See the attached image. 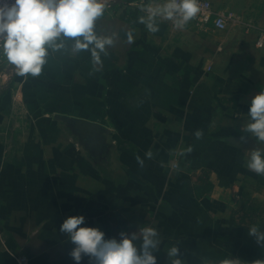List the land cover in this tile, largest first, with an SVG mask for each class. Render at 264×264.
I'll use <instances>...</instances> for the list:
<instances>
[{
  "label": "crops",
  "instance_id": "obj_1",
  "mask_svg": "<svg viewBox=\"0 0 264 264\" xmlns=\"http://www.w3.org/2000/svg\"><path fill=\"white\" fill-rule=\"evenodd\" d=\"M209 1L225 29L157 16L151 32L148 8L166 0H130L123 10H145V22L98 18L113 40L100 63L66 38L38 76L0 78V264H97L72 257L60 230L72 215L105 239L134 236L138 251L155 229L156 264H264V174L247 167L264 141L246 131L264 90V0Z\"/></svg>",
  "mask_w": 264,
  "mask_h": 264
},
{
  "label": "clouds",
  "instance_id": "obj_2",
  "mask_svg": "<svg viewBox=\"0 0 264 264\" xmlns=\"http://www.w3.org/2000/svg\"><path fill=\"white\" fill-rule=\"evenodd\" d=\"M104 0H0V56L6 58L21 75L38 76L47 63L49 48H62L63 39L73 38V51L90 49L95 63L106 45L113 40L100 36L95 23L104 15ZM198 0H166L163 4L148 8L147 27L157 31L155 18L174 20L176 27H183L200 12ZM144 22V18H140ZM60 40V43L57 41ZM250 122L246 131L264 141V90L255 94L248 108ZM199 135V133H197ZM247 167L258 174H264V155L253 151ZM75 244L71 255L81 259V253L91 254L97 264H156L150 249L155 247V229L143 231L142 250L138 251L131 239L121 233V239H105L103 231L84 223L83 215L67 217L60 226ZM253 234L256 229H252ZM264 240V235L259 237ZM171 248L170 254L176 255ZM174 264H180L176 260ZM225 264H232L226 261Z\"/></svg>",
  "mask_w": 264,
  "mask_h": 264
},
{
  "label": "built area",
  "instance_id": "obj_3",
  "mask_svg": "<svg viewBox=\"0 0 264 264\" xmlns=\"http://www.w3.org/2000/svg\"><path fill=\"white\" fill-rule=\"evenodd\" d=\"M121 1L122 0H104L105 9L111 7L113 3L119 4ZM198 3L200 4V9H201L200 12L194 18L189 20L185 25H188L190 23H196L199 25L212 24L215 28L219 30H223L227 27V21L225 16L214 11L209 0H198ZM128 5H131L133 7L134 5H136V3L130 2ZM139 11L141 13L145 12V10H142L140 8ZM165 20L169 25L176 27L174 20H169V19H165ZM256 44L258 46H262L264 44V26L258 31ZM15 71L18 70L13 65L9 64L6 58L0 56V78L8 73H13ZM172 166L176 167L177 164L173 163ZM2 239H3V231L0 227V241H2ZM27 259H28L27 256L24 254L17 255L18 264H27Z\"/></svg>",
  "mask_w": 264,
  "mask_h": 264
},
{
  "label": "water",
  "instance_id": "obj_4",
  "mask_svg": "<svg viewBox=\"0 0 264 264\" xmlns=\"http://www.w3.org/2000/svg\"><path fill=\"white\" fill-rule=\"evenodd\" d=\"M72 122L76 130L83 138L87 137L88 135L92 137L99 136L100 126L97 123L84 119H72ZM230 140L233 141V138Z\"/></svg>",
  "mask_w": 264,
  "mask_h": 264
},
{
  "label": "trees",
  "instance_id": "obj_5",
  "mask_svg": "<svg viewBox=\"0 0 264 264\" xmlns=\"http://www.w3.org/2000/svg\"><path fill=\"white\" fill-rule=\"evenodd\" d=\"M130 0H122L120 3H127ZM141 17L144 18V16L135 8V9H124L122 11V13L120 14V18H122L123 20H125L126 22L130 23L133 26H143L144 22H145V18H144V22L141 21ZM260 256H264V247L261 246L260 247ZM260 261H263L264 259H258Z\"/></svg>",
  "mask_w": 264,
  "mask_h": 264
},
{
  "label": "rangeland",
  "instance_id": "obj_6",
  "mask_svg": "<svg viewBox=\"0 0 264 264\" xmlns=\"http://www.w3.org/2000/svg\"><path fill=\"white\" fill-rule=\"evenodd\" d=\"M122 6H123V4H121V3L120 4L113 3L111 5V7H109V8H107V9L104 10V14H107V13H112V14L118 13L119 14L120 12L123 11ZM133 7H136V6H133Z\"/></svg>",
  "mask_w": 264,
  "mask_h": 264
}]
</instances>
